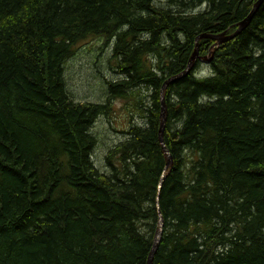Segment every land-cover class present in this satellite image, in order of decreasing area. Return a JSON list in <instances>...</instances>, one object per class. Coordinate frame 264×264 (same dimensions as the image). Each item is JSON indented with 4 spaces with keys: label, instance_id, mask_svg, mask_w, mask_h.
Returning <instances> with one entry per match:
<instances>
[{
    "label": "trees",
    "instance_id": "trees-1",
    "mask_svg": "<svg viewBox=\"0 0 264 264\" xmlns=\"http://www.w3.org/2000/svg\"><path fill=\"white\" fill-rule=\"evenodd\" d=\"M258 2L0 0V264H147L158 209L152 264H264V0L207 73L167 85L168 168L159 141L164 81ZM89 37L118 68L103 102L65 83ZM112 98L127 122L101 170L92 125Z\"/></svg>",
    "mask_w": 264,
    "mask_h": 264
},
{
    "label": "rangeland",
    "instance_id": "rangeland-1",
    "mask_svg": "<svg viewBox=\"0 0 264 264\" xmlns=\"http://www.w3.org/2000/svg\"><path fill=\"white\" fill-rule=\"evenodd\" d=\"M104 41L101 38L89 37L80 41L71 58L63 64L64 78L69 94L77 101L103 102L106 99V81L119 76L118 68L109 60ZM210 53H206V56ZM208 62L195 58L193 68L200 73H207ZM107 114L99 115L92 125V132L97 137L93 150V161L98 168L104 170V155L112 145L122 140L123 128L127 122L125 113L127 105L124 99L112 98L108 103ZM138 118H135L137 122ZM126 120V121H125Z\"/></svg>",
    "mask_w": 264,
    "mask_h": 264
},
{
    "label": "water",
    "instance_id": "water-1",
    "mask_svg": "<svg viewBox=\"0 0 264 264\" xmlns=\"http://www.w3.org/2000/svg\"><path fill=\"white\" fill-rule=\"evenodd\" d=\"M260 1L261 0H259L258 4H256V6L259 7L261 5V2ZM254 6H255V3L253 4L251 10L249 11V14H248V17L249 18L251 17V13L253 12V7ZM241 24H242L241 22H238L236 25L239 26V27L236 28V30L233 33L229 34V35L226 34V31L220 32L218 34H202V35H198L196 37V42H198V40H199L200 37H203V38L204 37H210V38L214 39L215 42H217V43H220V42H222L225 39L226 40L227 39H232L241 30L244 29V28L243 29L241 28ZM211 47L214 48L215 46L212 45ZM195 48H197V45L196 44H195ZM212 52L213 51L211 49L210 53L212 54ZM198 56L199 55L197 53V49H195L193 51L190 59H189V63L187 65V67L184 70H182L180 73H178L176 75H173V76L169 77L168 79H166L164 81V83L162 84L161 88H160L161 89L160 90V96H161L160 102L162 104V107H161V111H160L159 141H160V144H161L162 149H163V153H164L165 158H166L165 168H168L172 164V159H171L170 154L168 153V150L165 147V144L163 143V137H162L163 127H164V123H165V120H166V110H165V105H164V102L165 101H164V98H163V91L165 90L166 86L170 82H172L173 80H175V79H177V78H179L181 76H184V75L188 74L191 71L192 67H193V61H194V59L196 57H198ZM202 59H204L206 62H209L211 58L210 57L208 58V55H206V56H203ZM162 178H163V176L160 178L159 183H158V186H160V184L162 182ZM157 199H158V196H157ZM162 224H163V219H162L161 214L158 211L157 229H156V233H155V242H154L153 248H152V250H151V252H150V254L148 256L147 264H151L152 256H153V254H154V252L156 250V247H157L156 246V243H158V240H159V237H160V230H161Z\"/></svg>",
    "mask_w": 264,
    "mask_h": 264
},
{
    "label": "bare ground",
    "instance_id": "bare-ground-1",
    "mask_svg": "<svg viewBox=\"0 0 264 264\" xmlns=\"http://www.w3.org/2000/svg\"><path fill=\"white\" fill-rule=\"evenodd\" d=\"M260 2H262V0L260 1ZM256 8V4H255V6L253 7V12L251 13V17H252V15L254 14V9ZM251 17L249 18L248 16L243 20V21H241V28L243 29V28H245L247 25H248V23H249V21H250V19H251ZM239 26H237V28H238ZM229 35V34H228ZM200 38H202V37H200ZM199 38V39H200ZM227 40H229V39H227ZM226 39L225 40H223L222 42H220V43H217V42H215L214 43V45L213 46H218V45H220L221 43H223V42H225V41H227ZM196 45H197V48H195V49H197V53H198V42H196ZM214 47V48H215ZM212 51H213V48H212ZM213 53V52H212ZM199 55V54H198ZM210 55H212L211 53H210ZM202 57L203 56H198L197 58H201L202 59ZM210 56L208 55V58H209ZM211 58V57H210ZM192 69H193V67H192ZM191 69V70H192ZM176 80V79H175ZM167 87V86H166ZM166 89V88H165ZM164 92H165V90L163 91V98H164ZM160 100H161V96H160ZM161 103V102H160ZM164 105H165V102H164ZM161 107H162V104H161ZM165 110H166V107H165ZM164 128V127H163ZM162 137H163V133H162ZM163 143H164V140H163ZM165 144V143H164ZM166 147V146H165ZM167 149V148H166ZM166 159V158H165ZM172 159V158H171ZM165 164H166V161H165ZM172 165V164H171ZM170 165V166H171ZM169 166V167H170ZM162 180H163V178H162ZM160 186H161V184H160ZM160 186H158V187H160ZM156 207L158 208V202L156 203ZM158 211H159V209H158ZM159 213H160V211H159ZM161 214V213H160ZM162 216V215H161ZM163 219V218H162ZM157 229V228H156ZM162 229H163V224H162V227H161V230H160V237H159V240H158V243H156V246L158 247V245H159V243H160V240H161V236H162ZM155 233H156V231H155ZM154 242H155V234H154V238H153V242H152V248H153V245H154ZM157 247H156V249H157ZM152 250V249H151ZM156 251V250H155ZM155 253V252H154ZM153 256H154V254H153ZM153 256H152V259H153ZM151 264H152V261H151Z\"/></svg>",
    "mask_w": 264,
    "mask_h": 264
}]
</instances>
